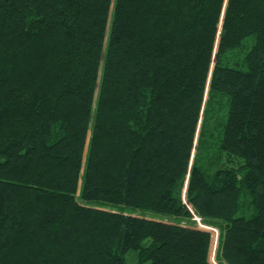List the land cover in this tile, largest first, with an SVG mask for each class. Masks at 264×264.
<instances>
[{
    "label": "trees",
    "instance_id": "obj_1",
    "mask_svg": "<svg viewBox=\"0 0 264 264\" xmlns=\"http://www.w3.org/2000/svg\"><path fill=\"white\" fill-rule=\"evenodd\" d=\"M194 218L264 264V0H0V264H211Z\"/></svg>",
    "mask_w": 264,
    "mask_h": 264
},
{
    "label": "rangeland",
    "instance_id": "obj_2",
    "mask_svg": "<svg viewBox=\"0 0 264 264\" xmlns=\"http://www.w3.org/2000/svg\"><path fill=\"white\" fill-rule=\"evenodd\" d=\"M126 212L129 213V212H131V210L130 209H126ZM193 221H194V219H193ZM194 222L196 223V221H194ZM196 226L199 228V226L202 227L204 225L200 221L199 226H198L197 223H196ZM204 230L211 234L210 263L211 264H215L214 256H215L216 247H217V243H218V231H216L214 229H204ZM123 258H124V263L125 264H138L137 251L128 252L127 254H125L123 256ZM143 264H149V263H143Z\"/></svg>",
    "mask_w": 264,
    "mask_h": 264
},
{
    "label": "built area",
    "instance_id": "obj_3",
    "mask_svg": "<svg viewBox=\"0 0 264 264\" xmlns=\"http://www.w3.org/2000/svg\"><path fill=\"white\" fill-rule=\"evenodd\" d=\"M194 221H196V223H197L198 226H199L200 221H199L198 219H196V218H194ZM199 229L204 230V229H206V228H204L203 226H202V227L199 226Z\"/></svg>",
    "mask_w": 264,
    "mask_h": 264
}]
</instances>
